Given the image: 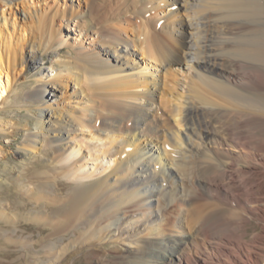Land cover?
<instances>
[{"label":"bare ground","instance_id":"obj_1","mask_svg":"<svg viewBox=\"0 0 264 264\" xmlns=\"http://www.w3.org/2000/svg\"><path fill=\"white\" fill-rule=\"evenodd\" d=\"M255 7L0 0L3 24L7 9L22 23L3 36L0 110L26 82L16 70L24 55L37 68L19 157L0 172V198L17 203L0 205V223L40 229L39 249L19 237L38 254L33 264L44 251L48 264H67L63 254L82 264L85 250L123 238L134 252L125 264H264V153L251 143L264 131ZM130 208L140 213L128 217ZM253 221L260 230L246 239Z\"/></svg>","mask_w":264,"mask_h":264},{"label":"rangeland","instance_id":"obj_2","mask_svg":"<svg viewBox=\"0 0 264 264\" xmlns=\"http://www.w3.org/2000/svg\"><path fill=\"white\" fill-rule=\"evenodd\" d=\"M258 1L260 4L258 3ZM255 2L257 4V7H259V8H256V7L254 8L255 17H256L254 20H255V22H258L260 24L262 23L260 26L262 29H260V31H257L256 36H258V37H253V38L258 39L259 41H263L264 40V30H263L264 29V7H263L264 1L263 0L262 1L261 0H255ZM258 5H260V6H258ZM261 8H262V10H260ZM1 14H2V11L0 9V18H1ZM5 17H6V23L5 24H3L2 20L0 19V50L1 51L3 50L2 49V47H3L2 40H3L4 34L7 32V30H6L7 27L9 29V31L11 32L13 29L12 28V22H16V24H19V23L22 24L20 22V20L17 18V15H16V18L14 20V17L11 16V14H9L8 9L5 12ZM243 19L244 18H241V20H243ZM15 30L17 31V30H19V28H17L15 26ZM20 30H21V28H20ZM17 33H18V31H17ZM253 36H255V34ZM248 39H251V37H248ZM237 40L242 41V39H240V38H237L236 40L234 39L236 44L239 43V41H237ZM62 52L67 53L68 52L67 48H62L61 53ZM263 52H264V49L260 50V54L264 58ZM55 55L56 54H51L50 57L46 56L45 57V59H46L45 65H50V64L56 62L58 59V57H57L58 55H56V56ZM23 61H24L23 66L21 64H19L16 67L17 68L16 70L22 69L24 72H26V82L23 83L24 85L22 84L23 86L21 85L19 87L18 92L13 95L12 102L8 106H6L5 108L0 110V116H1L0 117V149H1L0 150V172L2 171V168L4 167L6 162H9L10 164L17 162L16 159H18L17 157H19V156L17 155V153H15L16 149L18 147H20V145H21L20 142L23 138V133L28 130V128L30 126L29 123H31V121H30L26 125L23 118H24V115L26 114V111H25L26 108L31 105V102L27 98L26 94H27L28 89L30 88V83L33 81V78H34L33 75H35V73L37 72V70H36L37 68L30 66L26 62V56L25 55H24ZM28 82H29V84H27ZM28 103L30 104L29 106H28ZM160 113H162L161 110L159 111V114ZM263 133H264V131L258 137L251 139V143L254 145V147L258 151L261 150V153H264V134ZM7 135L9 136V139H10V140L8 139L9 141H6L7 137H8ZM255 145H257L258 147H256ZM262 145H263V147H261ZM28 172H30V171L23 172V173L15 176L14 179L10 178L9 184L4 185L3 189L8 190L9 188H11L14 185L18 186L21 182L24 183L23 181H21L22 177H24V174L28 173ZM0 199L3 200V202L2 201L0 202L1 206H3L4 208H7V209L10 206L9 207L10 209L16 210L15 208L17 207V203H16V200L14 199L13 196H11V195H10V197L4 196L3 198H0ZM6 204L8 206H6ZM262 204H264V201H262ZM130 209L131 210L128 213V217H133L134 215H137L140 213V211H139L140 209H138V210L135 208H134V210H133V208H130ZM151 209H153V207ZM154 209H157V207L155 206ZM169 209H171V207H169ZM141 210H146V206H144ZM145 212L148 213L149 211L147 210ZM6 229H7V231H6ZM259 230H260V226L258 225L257 222L253 221V223L248 225V227L246 228V236H245L246 239H249V238L251 239V235L254 232H257ZM40 233H41L40 229L38 227H35L32 224H29V225L21 224L18 226L10 225L7 227L6 224L0 223V264H33V263H35L37 261V255L38 254L35 251H33V249L31 248V245L30 246L26 245V246L22 247V243L20 242V238L22 240L35 239L33 246H35L36 249H39L40 247H43V243L39 244L38 241H36V240H39ZM10 240H13L14 243H8ZM64 240L65 239H61L57 243L61 244L64 242ZM123 241H125L124 238L117 240V241H111V242L106 241V242H102L101 244L99 243L97 245H94V246H98L100 248L97 247V248L93 249L92 247H89V248H92L91 250H93V251H91L90 249H87V251L85 250L81 255H79L78 257H80L82 259V260L80 259L81 262H79V263H82V264H85V263L86 264H125V262H127V260L134 254V252L132 250V247H128V246L124 245L122 243ZM119 246L122 248L119 249ZM41 254L42 255L39 257L40 260H42L43 264H48L50 254H48L47 257L45 255V251ZM63 256H64V254L61 256L62 259L58 262H67V264H68V261L71 257L68 256V259H67L68 261H67L66 260L67 256H64L65 259H63L64 258ZM84 256L85 257L87 256V257L84 258ZM75 263L77 264V262H75ZM75 263L73 261H72V263H71V261L69 262V264H75Z\"/></svg>","mask_w":264,"mask_h":264}]
</instances>
